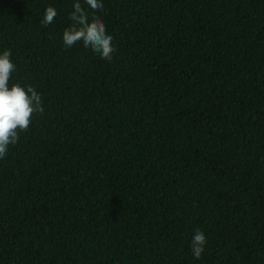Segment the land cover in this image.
<instances>
[{"label":"trees","instance_id":"1","mask_svg":"<svg viewBox=\"0 0 264 264\" xmlns=\"http://www.w3.org/2000/svg\"><path fill=\"white\" fill-rule=\"evenodd\" d=\"M76 2L0 0L44 108L0 158V264H264V0H101L110 61L64 46Z\"/></svg>","mask_w":264,"mask_h":264},{"label":"clouds","instance_id":"2","mask_svg":"<svg viewBox=\"0 0 264 264\" xmlns=\"http://www.w3.org/2000/svg\"><path fill=\"white\" fill-rule=\"evenodd\" d=\"M84 4L87 5V9L80 2L74 3L73 11L69 15L72 24L63 31V44L66 48H71L82 42L86 49H91L101 58L110 61L115 51L112 45L113 37L107 34L105 24L96 15L104 5L101 0H84ZM56 16L57 11L54 7H46L42 24L48 26ZM10 57V50L0 53V158L6 156L9 145L18 142L19 133L27 131L33 114L42 115L44 112L41 95L31 85L27 88L18 83L9 86L15 70ZM205 244L204 232L196 229L190 245L194 258H201Z\"/></svg>","mask_w":264,"mask_h":264}]
</instances>
